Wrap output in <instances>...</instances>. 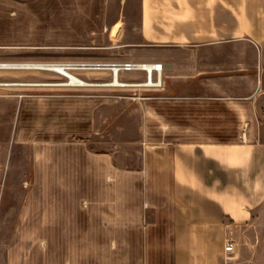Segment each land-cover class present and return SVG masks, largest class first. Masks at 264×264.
I'll use <instances>...</instances> for the list:
<instances>
[{"label": "crops", "instance_id": "1", "mask_svg": "<svg viewBox=\"0 0 264 264\" xmlns=\"http://www.w3.org/2000/svg\"><path fill=\"white\" fill-rule=\"evenodd\" d=\"M44 10L60 34L42 42H107L164 71L162 88L146 90L158 96L141 104L142 138L153 124L157 142L124 181L110 155L33 149L34 185L51 191L26 219L56 240L50 264H229V229L240 233V264H264V0H44ZM27 112L19 106L17 126L27 115L33 135L68 138L51 108Z\"/></svg>", "mask_w": 264, "mask_h": 264}, {"label": "rangeland", "instance_id": "2", "mask_svg": "<svg viewBox=\"0 0 264 264\" xmlns=\"http://www.w3.org/2000/svg\"><path fill=\"white\" fill-rule=\"evenodd\" d=\"M17 7H27V11L22 13V20L14 22V16L19 13ZM52 14L54 17L56 12ZM45 15L44 0H0V63L60 65L137 61L118 53L121 50L107 42L104 48L42 42L46 33L53 37L60 34L56 22L47 27ZM131 24L136 29V17ZM28 40L39 42L24 43ZM70 73L84 85H68L54 71L0 70V264H50L48 255L55 247L56 240L52 243L51 237L34 234V225L26 219L30 211H36L34 201L43 199L51 191L34 185L31 162L34 148L50 150L56 142H62L66 144L63 147H86L95 153L110 155L117 168V180L124 181L125 171L140 169L143 150L157 142L153 124L148 125L153 139L142 138L146 125L141 106L147 98H156L157 92L100 86L108 80L106 71ZM19 106L26 113L51 108L53 114L60 115L57 117L59 131L68 130V138L51 140L39 133L42 128L33 135L34 125L29 124L31 119L27 115L18 119L21 125L17 126ZM81 114L88 117L86 123ZM14 131L17 138H13ZM58 190L67 191L66 188ZM132 194L138 196L136 190ZM116 195L123 197L131 193L124 187H116ZM233 241L235 250L229 264H240V233L233 235ZM70 242H75V237L64 236L60 241L63 245Z\"/></svg>", "mask_w": 264, "mask_h": 264}, {"label": "built area", "instance_id": "3", "mask_svg": "<svg viewBox=\"0 0 264 264\" xmlns=\"http://www.w3.org/2000/svg\"><path fill=\"white\" fill-rule=\"evenodd\" d=\"M60 65H69V63ZM74 65H80L79 67L83 68L80 70L85 71H106L108 80L101 83L100 86L107 88L156 91L163 86L164 71L161 63L125 61L115 63H74ZM62 67L66 68L68 66ZM66 70L72 71L68 70V68ZM62 77L68 81V76ZM81 83L84 84L83 81ZM234 250L233 231L229 229L223 252L226 256H229L234 253Z\"/></svg>", "mask_w": 264, "mask_h": 264}, {"label": "bare ground", "instance_id": "4", "mask_svg": "<svg viewBox=\"0 0 264 264\" xmlns=\"http://www.w3.org/2000/svg\"><path fill=\"white\" fill-rule=\"evenodd\" d=\"M62 66H68L66 68H68V70H80L83 69L81 67H79L80 65H74V64H69V65H44V64H4V63H0V70L2 69H22V70H26V69H37V70H48V71H54L57 72L58 74L62 75V76H68V85H74V86H80V85H84L83 83H81L80 79H78L76 76L73 75V73L71 74L69 71L66 70V68H63ZM6 85V84H5Z\"/></svg>", "mask_w": 264, "mask_h": 264}]
</instances>
